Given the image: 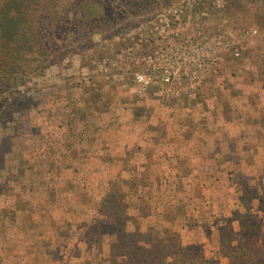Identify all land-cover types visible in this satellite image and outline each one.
<instances>
[{
  "label": "rangeland",
  "instance_id": "obj_1",
  "mask_svg": "<svg viewBox=\"0 0 264 264\" xmlns=\"http://www.w3.org/2000/svg\"><path fill=\"white\" fill-rule=\"evenodd\" d=\"M218 32L159 82L155 53ZM124 214L207 258L225 219L264 232V0H0V264H113Z\"/></svg>",
  "mask_w": 264,
  "mask_h": 264
},
{
  "label": "trees",
  "instance_id": "obj_2",
  "mask_svg": "<svg viewBox=\"0 0 264 264\" xmlns=\"http://www.w3.org/2000/svg\"><path fill=\"white\" fill-rule=\"evenodd\" d=\"M124 210L125 207L121 212ZM129 220L132 218L125 214L117 219L119 230L124 231L111 244L113 264H220L219 257L228 258L229 264H264L263 223L250 216L238 229L233 226V219L224 220L219 228L217 258L205 257L197 245L183 246L178 234L168 229L157 230L153 236L129 233ZM135 226L139 229V225Z\"/></svg>",
  "mask_w": 264,
  "mask_h": 264
},
{
  "label": "built area",
  "instance_id": "obj_3",
  "mask_svg": "<svg viewBox=\"0 0 264 264\" xmlns=\"http://www.w3.org/2000/svg\"><path fill=\"white\" fill-rule=\"evenodd\" d=\"M230 42L228 35L218 32L188 36L168 44L155 53L156 77L161 84L171 85L182 71L198 76L218 63L219 55L231 45ZM235 54L239 52L235 51ZM135 78L144 90L153 82L147 73H138Z\"/></svg>",
  "mask_w": 264,
  "mask_h": 264
},
{
  "label": "crops",
  "instance_id": "obj_4",
  "mask_svg": "<svg viewBox=\"0 0 264 264\" xmlns=\"http://www.w3.org/2000/svg\"><path fill=\"white\" fill-rule=\"evenodd\" d=\"M241 93H242V92H241ZM247 93H249V92H247ZM250 95L253 97V99H256V96H255L256 94H255V92H250ZM244 106H245V107H248L249 105H245V104H244ZM253 121H255V120H253ZM259 121L261 122V118L258 119V122H259ZM244 122H245V123H244ZM244 122H243L242 120H240V123L248 124V121H247V122L244 121ZM256 122H257V120H256ZM245 137H246V134H245ZM258 142H259V141H258Z\"/></svg>",
  "mask_w": 264,
  "mask_h": 264
}]
</instances>
